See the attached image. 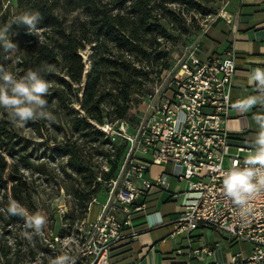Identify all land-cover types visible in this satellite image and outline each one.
I'll use <instances>...</instances> for the list:
<instances>
[{
  "label": "built area",
  "instance_id": "built-area-1",
  "mask_svg": "<svg viewBox=\"0 0 264 264\" xmlns=\"http://www.w3.org/2000/svg\"><path fill=\"white\" fill-rule=\"evenodd\" d=\"M231 1L219 0L212 11L201 15L197 31L179 49L171 51V45H163L170 55L169 64L150 74L147 92L137 96L141 100L135 106L133 124L125 119L96 124L111 140L125 139L127 149L116 176L105 182V199L99 203L95 220L74 236H65L57 256L67 254L74 264H110V249L137 236L123 232L132 225V213L145 208V197L152 188L167 189L172 176L187 186L176 204L170 236L189 234L199 226L215 228L251 245L248 256L238 252L216 264H264V188L252 194L247 204L250 211L242 214L222 187V174L234 165L244 167V158L256 147L227 127L232 105L238 101L231 97L235 53L227 48L199 56L212 24L218 19L230 21L226 7ZM136 67L150 70L144 63ZM231 147L235 152L230 153ZM152 166L160 172L147 177ZM101 168L107 169L105 165ZM96 201L93 196L89 205Z\"/></svg>",
  "mask_w": 264,
  "mask_h": 264
},
{
  "label": "trees",
  "instance_id": "trees-1",
  "mask_svg": "<svg viewBox=\"0 0 264 264\" xmlns=\"http://www.w3.org/2000/svg\"><path fill=\"white\" fill-rule=\"evenodd\" d=\"M219 0H14L17 13H4V26L23 12H39L40 39L28 47V61L40 69L48 82L60 86L50 93L59 104H65L71 132L87 137L81 144L67 143L66 165L75 179L82 177V188L74 183L68 193L73 195L68 215L78 222L86 217L93 196L114 178L127 149V141L111 140L96 124L137 120L134 106L137 96L144 95L156 69L159 73L169 64V52L163 45L175 43L177 35L190 40L198 29L196 13L212 11ZM177 6H174V5ZM72 14H76L72 16ZM189 18V21H187ZM28 33L23 24H13L9 35ZM15 35V36H13ZM172 43V44H173ZM91 45L89 69L80 52ZM144 63L150 70L137 68ZM79 91L74 95L80 111L68 107L64 89ZM71 102V101H70ZM97 141L95 149L106 159V170L91 162L88 142ZM27 160L20 154L18 141L0 117V194L24 204L27 192L19 168ZM98 177L100 180H98ZM5 206L0 204V209ZM62 235V234H61ZM8 264L14 262L6 260Z\"/></svg>",
  "mask_w": 264,
  "mask_h": 264
},
{
  "label": "rangeland",
  "instance_id": "rangeland-1",
  "mask_svg": "<svg viewBox=\"0 0 264 264\" xmlns=\"http://www.w3.org/2000/svg\"><path fill=\"white\" fill-rule=\"evenodd\" d=\"M4 13H8L9 16L17 13L14 0H0V18ZM74 15L76 14H72V16ZM195 15L197 22L201 21V14L196 13ZM2 27H4V22L0 19V28ZM40 32L37 30L34 35L29 33L17 35L15 43L19 50L12 54L11 59H4L7 53L0 47V64H3L7 70L18 77L23 76L28 69H34L28 61L27 45L38 41L41 38ZM177 37L175 43H168L171 45V51L179 49L187 42L184 36L177 35ZM90 47L91 45H87L80 52L85 61V72L89 69ZM58 86L60 85L57 83L49 82V94L45 97L48 102L47 111L52 113L54 117L51 122L40 119L28 121L26 124L13 123L7 112L0 109V117L7 121L10 132L19 143L20 154L27 160V164L21 163L19 165L22 180L27 188L24 204L21 206L29 214L40 211L47 217L46 225L37 234L33 229L25 227L24 218L11 216L6 212L10 199L0 194V204L5 206L4 210L0 209V264H8L6 260L12 261L14 264H52L61 247L66 243L65 236L70 234L74 236L79 228H85L87 223L93 222L99 212V203L105 199L106 186L102 185L95 194L97 201L89 205L87 222L85 218L78 222L74 216L77 211H74L73 217L68 215L74 199L67 190L70 189L72 183L76 187L82 188L83 185L80 182L83 179L78 177L74 180V173L66 165L67 155L64 149L67 143L81 144L83 141L87 142V137L81 136L82 133L80 132H71L65 104H59L50 97V93ZM64 92L68 107L79 112L78 101L74 98L75 94L80 95L79 91L74 89V85H72L71 91L64 89ZM140 100V98L137 99L138 102ZM251 129L254 127L251 126ZM96 143L97 141L88 142L85 147V150H90L94 170H97L98 165L107 166L106 159L95 149ZM229 151L233 153L235 148L231 147ZM178 184L181 189H186V182L182 181ZM204 229L210 230L207 227Z\"/></svg>",
  "mask_w": 264,
  "mask_h": 264
},
{
  "label": "crops",
  "instance_id": "crops-1",
  "mask_svg": "<svg viewBox=\"0 0 264 264\" xmlns=\"http://www.w3.org/2000/svg\"><path fill=\"white\" fill-rule=\"evenodd\" d=\"M226 11L230 21L218 19L212 24L201 42L199 56L205 58L227 48L234 50L236 71L231 97L242 101L260 95L256 86L249 83V77L257 68L264 71V0H232ZM257 113H264V106L257 104L246 113L233 110L227 127L238 131V138L253 142L258 131L253 116ZM166 169L169 171L170 166ZM158 172L160 169L152 166L146 176ZM182 181L169 176L167 189L149 191L145 208L132 213V225L123 230L125 234L136 232V238L127 237L112 247L110 264H216L238 252L243 257L249 255L250 243L235 240L215 228L199 226L189 234L169 235L176 204L182 199L184 189L178 184Z\"/></svg>",
  "mask_w": 264,
  "mask_h": 264
},
{
  "label": "clouds",
  "instance_id": "clouds-1",
  "mask_svg": "<svg viewBox=\"0 0 264 264\" xmlns=\"http://www.w3.org/2000/svg\"><path fill=\"white\" fill-rule=\"evenodd\" d=\"M42 20L39 12H23L13 17L11 23L0 28V47L11 59L12 54L19 50L18 45L11 39L9 32L13 24H23L29 34L34 35ZM249 83L254 84L259 96H248L242 101L235 102L234 110L246 113L257 104L264 105V71L257 68L249 77ZM49 82L41 75L40 69H28L23 76H17L0 64V109H4L13 122L26 124L28 121L46 119L54 120L52 113L47 111ZM253 120L258 126L253 143L255 149L244 158V167L234 165L224 172L222 187L224 194L241 210L242 214L250 211L248 200L259 189L264 188V113H257ZM6 212L11 216L25 219V227L39 234L47 223V217L40 211L29 214L17 201L10 200ZM52 264H74L67 254L57 256Z\"/></svg>",
  "mask_w": 264,
  "mask_h": 264
}]
</instances>
